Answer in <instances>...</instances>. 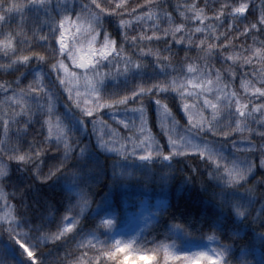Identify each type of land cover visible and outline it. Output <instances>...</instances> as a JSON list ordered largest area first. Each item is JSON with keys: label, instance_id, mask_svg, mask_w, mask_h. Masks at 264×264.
I'll use <instances>...</instances> for the list:
<instances>
[{"label": "trees", "instance_id": "trees-1", "mask_svg": "<svg viewBox=\"0 0 264 264\" xmlns=\"http://www.w3.org/2000/svg\"><path fill=\"white\" fill-rule=\"evenodd\" d=\"M18 2H23V0H18ZM81 2H86V0H81ZM102 2L111 3L113 7H117L116 0H102ZM149 2L154 5L151 15H145L139 21H132L125 29L129 40L121 41V38L118 37V23L115 20L107 19L103 29L95 36L97 41L103 43V32L107 31L110 39L115 38L117 40L116 47L119 46L120 42H123L125 53L132 55L135 59L137 51L136 48L132 47L131 37H137L138 47L162 49L170 37L161 38V40L152 37L150 42L146 40L140 44V34L144 33L146 36H150L154 25L157 26L158 32L168 27L170 23L172 25L184 24L185 32L189 28H195L199 25L202 30L193 31L191 35L197 41L204 37L205 46L207 44L217 45L213 49L215 55L206 62L202 58V52L198 51L195 46H188V58L185 59V47L173 46L174 55L169 56V63L172 66L167 70L166 77L163 76L164 71L152 63L154 57L146 56L142 68L133 69L116 78L106 79L102 84V89L105 92H120L123 95L124 91H134L133 86L137 83L143 86L145 83L152 84L154 80H160L166 85V90H162L160 93H152V96H156L162 101L159 111H157L155 101L151 100L150 97L140 98L137 96L130 99L144 100L149 127L159 139L165 152L170 151L168 147L170 137L175 140L182 136H190L203 142L206 136L207 139L211 140L213 139L212 133L205 132L197 136V127L201 118L207 119L212 115L211 109L203 105V97L201 96L205 92L198 99L195 96L188 97L184 92V85L190 86L187 83L190 79H195L203 87H208L209 84L208 88H211L212 91L206 92V95L215 103L218 94L216 84L219 83L222 88L239 93L243 103L244 99L255 94L246 93L241 80L250 82L255 87H264V83L260 81L259 77L253 76L254 72L264 73V68H262L264 61L254 59L253 63L246 64L241 68L238 59L227 60L226 57L229 52L234 56L240 54L247 56L250 45L253 50L261 47L259 41L264 40V35L259 34L258 30L253 32V35L256 36V43L253 44L252 36L243 33L236 35L237 29L235 28L228 31L226 29L227 19L217 22L214 12L219 9L221 3H225V0H123L129 11L136 14L140 12L149 13L147 6ZM52 3L55 7L56 0H52ZM193 3L196 9L202 8L204 10L202 19H192L195 10L191 7H185V5H192ZM261 5H264V0H254V3L249 5L248 14L244 21L237 20L234 21V24L243 27L249 20L254 21ZM181 12L184 13L183 16L180 15ZM119 13L121 18H129L123 9H119ZM165 13L171 15V21L168 20ZM26 16L29 18L26 23L20 25L19 29H16L14 25L11 29L7 26L0 28V41L5 39L7 31H13L15 34L7 37L12 43L10 51H15L16 55L39 51L45 55L47 62H37L33 59L31 64L24 65L22 69L17 68L16 71L0 69V81L12 83L13 87H17L14 82L18 75H20L19 87L27 85L29 80H32L38 72L33 68H38L43 78L51 79L48 76L50 72L48 65L52 62V52L49 45H55L57 49L59 48L54 37L48 41H40L39 37L45 35L46 29L29 14L26 13ZM72 16L74 17L75 13H72ZM213 30L216 32L215 37L212 34ZM86 33L90 35L89 32ZM221 33L224 35H220ZM228 37H234L231 40V46L224 44ZM220 46H223V49ZM0 48H3L2 44H0ZM221 50L225 54L224 60L220 58ZM110 56L119 59L115 52ZM58 58H62L59 52ZM9 59H11V55L6 57L4 52L0 51V64H6ZM188 64L193 65L191 71L187 68ZM181 65L184 66L183 69ZM74 66L71 65L73 72L75 71ZM229 66L235 71V76H231L225 71ZM216 69H220L218 79ZM56 75L57 73L53 72L52 78L55 79ZM59 75H61V71ZM173 81H175V85H173ZM65 83L72 89L74 98L79 93V102L85 107L91 106L85 104L86 94L81 89L74 88L68 82ZM60 91L63 93V100H67L68 93L64 92L63 87L60 88ZM181 93H183V99ZM0 101H3L0 103V144H14L16 143L17 129L23 120L17 117L16 122L13 123L10 115H5V113L10 114L12 112L13 102L5 99L3 93H0ZM186 103L188 104V111H185L184 108ZM251 103H261L260 97L255 96L254 99H251ZM165 105L167 106L166 109ZM73 107L75 108V105ZM249 107V105H245L246 109ZM57 108L62 114L68 130L74 133L79 143L84 146L83 151L77 148L68 155L66 160L65 168L75 170L76 174L72 175L61 170L48 180L41 181L35 179L34 175H30L33 165L30 164L24 169H20L16 162H9V171L4 177L8 183L3 185L5 197L0 198L1 212L9 211L3 207L5 200L11 205L20 203L27 208L25 226L32 225L33 229L25 228V230L30 231L32 239L38 243V251L34 252V255L42 257L46 262L59 260L62 264H70V261H74L75 264H183L184 257L179 255H175L173 259H165L163 247L155 253L143 249L151 250L153 246L168 244L178 252H189L190 246L203 245L214 239L219 247L225 248L226 258H223L221 264H264V228H262L264 223H253L237 216L233 211V202L237 201L252 207L254 215L255 206L259 205L264 208V204L261 203L264 200V184L256 180V177L264 175V168L257 167L249 173L248 183L255 182V193H249L238 187L227 185L214 174H209L218 166L230 165L233 156L231 144L218 148L227 158L218 161L216 164L208 160V154L201 156L198 152H188L182 155L174 154L169 159L157 157L154 160L144 159L140 161L138 166L135 163L130 164L131 162L129 165L126 163L132 157L109 154L100 147L96 139L97 135L101 136L100 125L103 124L101 121L108 125L113 121L107 108L100 109L102 115L96 124L95 133L90 117L87 118L88 127L81 123L77 115V112L80 111L79 108L69 110L63 101L57 103ZM19 110L17 104L16 111ZM232 111L235 112L234 105ZM121 113L129 116V118L134 115L132 112ZM191 113L198 116L199 121L197 123L192 121L189 124L188 116ZM221 117L223 120L229 119L228 114L223 111ZM5 122L8 124L7 131H5ZM231 122L234 124L235 119L232 118ZM39 123V119L34 118L28 127L41 131L38 128ZM249 127L256 128L257 124L252 121ZM189 128H192L191 132L188 130ZM241 134L259 142L257 134L247 130L243 133L233 132L231 138L236 139ZM19 138L22 143H27L26 131H22ZM216 139L225 138L217 137ZM63 155L60 150L46 151L40 159L38 171L47 170L49 165L59 161ZM256 158L258 159V157ZM119 169L122 173H119ZM21 188L23 189L21 194L13 199L12 191H18ZM79 189H83L84 193L89 194L78 196L77 190ZM162 192H166L167 205L156 213V219L146 229L140 240L132 245V250L112 247L115 243L113 241L114 231L124 226L130 214L137 211L138 204L144 196L148 195L149 198L154 199L156 195ZM12 211L15 210L12 209ZM108 212L113 219L112 227L108 229L99 227L101 215ZM70 218V223L75 221L73 227L66 229L58 240L40 239L42 233L50 234L57 231L58 221L61 222L59 227H63V223ZM37 224L40 225L39 231L34 229ZM0 243H8L7 233L2 230H0ZM137 249L142 250L136 251ZM9 250H13L11 245H9ZM108 251H111V256L101 255L102 252ZM97 256L99 259L96 258ZM14 258L18 264H24V259L18 253L14 252ZM3 259L4 257H0V264H2ZM199 264L212 263L202 261Z\"/></svg>", "mask_w": 264, "mask_h": 264}, {"label": "snow or ice", "instance_id": "snow-or-ice-1", "mask_svg": "<svg viewBox=\"0 0 264 264\" xmlns=\"http://www.w3.org/2000/svg\"><path fill=\"white\" fill-rule=\"evenodd\" d=\"M117 7H113L111 3H103L102 0H56L55 7H53L52 0H0V28L7 26L9 29L14 25L16 29L20 28V25L26 23L29 16L34 18L38 23L44 26L46 29L45 35L40 36V41H48L53 37L56 43L59 45L57 49L55 45H49L52 52V62L48 65L50 72L48 76L51 79H46L37 73L32 80H29L28 84L19 87L20 75L17 76L15 84L17 87H13L12 83L0 81V93L4 94V98L9 102H13V110L10 114V119L13 123L16 122V118L19 117L23 120V123L19 125L16 132V143L5 145L0 144V198L5 197L4 187L8 181L4 179L9 171V162H16L20 169H24L27 165H33L31 168L30 175H34L35 179L45 181L53 175L57 174L61 170L69 172L75 175V170L65 168L66 160L68 155L77 148L83 151L84 146L79 143L76 135L68 130L64 123L62 114L57 108V103L63 101L66 108L69 110L79 108L80 111L77 115L84 124L88 127V119L91 118V124L93 132L96 131V124L100 120L102 115L100 109L107 108L113 118L119 120L121 123L127 125L126 119H121L118 115L120 112L139 115L141 124H146L147 111L144 107V100L130 99L131 97L145 98L150 97L151 100L155 101L157 111L160 110L162 101L156 96H152L153 92L160 93L162 90H166V85L160 80H154L152 84L145 83L143 86L137 83L134 85V91H124L121 95L120 92H105L102 89L103 82L108 78H116L132 71L133 69L142 68L145 64V57L152 56L154 63L157 67L164 71V77H166L167 70L171 68L169 63V56L174 55L173 46H184L185 56L188 58L187 47L195 46L196 49L203 53L202 58L207 62L211 56L215 55L213 49L217 47L215 44H207L204 37H201L199 41L195 40L191 33L193 31H201V26L195 28H189L185 32L184 24H169L168 27L162 31H157L156 27L153 26V31L150 36H146L141 33L139 36V43L143 44L146 40L151 41L152 37H156L157 40L161 38H168L167 43H164L162 49H152L151 47H138L137 37H131L132 47L136 48L137 56L134 59L132 55L126 54L124 51V43L120 42L119 46L116 47L117 40L115 38L110 39L107 31L103 32V43L100 44L99 48L93 47V41L98 32H100L105 24V20H115L119 25V36L121 41L129 40L125 29L131 24L132 21H139L145 15H151V10L154 7L150 2L147 4L149 13L140 12L139 14L130 12L127 6L123 3V0H116ZM254 0H225V3L219 5V9L214 12V16L217 22L223 19H227L228 23L226 29L228 31L237 29L236 35L241 33L252 36L253 44L256 43V36L253 32L257 31L259 34L264 35V5H261L257 12L254 21L249 20L244 24L243 27H239L234 24V21H244L247 17L249 5L253 4ZM186 8L191 7L195 10V15L192 19H202L203 9H196L195 4L185 5ZM119 9H123L128 14V19L120 17ZM75 13V16H72ZM107 14V15H106ZM168 20L171 21L172 17L170 14L165 13ZM184 15L183 12L180 13ZM17 17H19L17 19ZM66 22L72 26L77 27L78 30H84L90 33L91 38L89 39L88 48L89 52L87 55H82L77 61L71 51L66 49ZM50 26V27H49ZM211 27V26H209ZM43 30V29H42ZM35 31V29H33ZM59 32V34H57ZM15 34L13 31H7L5 33V39L0 41L5 56L11 55V59L6 64H0V69L5 71H16L17 68L22 69L24 65L31 64L34 59L37 62L46 63V57L42 52H27V54L16 55L12 49L11 40L7 37ZM213 37L216 32L213 30ZM220 35H224L221 33ZM234 37H228L225 39L224 44L231 46V40ZM96 43H99L98 41ZM261 47L253 50L250 45L248 48V55L245 56L240 54L234 56L231 52L227 54V60H239L240 66L243 68L246 64H251L255 60L264 61V40L259 41ZM223 49V46H220ZM67 51V55L73 59L74 63H78L79 68L84 69L82 76L86 79L87 83V95L90 99L85 101V104H90V107H85L79 102V93L74 98L72 95V89L66 86L65 76L59 75V72L63 70L69 77L68 83L76 81L78 73L73 72L68 74L65 68L63 60L58 58V52L64 53ZM115 52L119 57L117 60L115 57L110 56V53ZM201 58V57H198ZM221 60L225 59L224 51L220 52ZM106 62V63H105ZM115 64V67H113ZM183 65L181 68L183 69ZM187 68L189 71L192 70L193 65L188 64ZM264 68V64H262ZM226 72L231 76H235V71L232 70L231 66L225 69ZM53 72L57 75L55 79L52 78ZM243 76V73H241ZM253 76H258L260 81L264 83V73H253ZM217 79L220 77V69H216ZM59 81V84H57ZM188 84L192 83V80H188ZM241 84L244 87L246 93L250 92L252 95L248 99H244L241 102L242 97L235 91L227 90L222 88L219 83L216 84V102L208 98L207 95H203V105L211 109L212 115L207 119L201 118V122L197 127V136L204 134L205 132L212 133L213 139L209 140L205 136L203 141L204 147L201 148L199 144H195L192 141H188L183 145H178L176 141L169 138L168 147L170 151L165 150L160 146L159 142L154 138H146L147 143L140 141H125L114 145L111 137L105 140L103 137L97 135L101 147L106 148L109 151L116 152L120 157L137 156L140 153L139 158L145 160H151L154 157L169 159L174 154L182 155L183 151H195L201 156L207 152L208 160L213 164L218 161L225 160L227 157L224 156L223 152L219 151L220 146L231 144L233 156L229 166L216 167L214 171H210V175H215L223 183L238 187L242 191L249 193H255L254 183H248L247 177L253 169L259 167L264 168V87H255L250 82L241 80ZM35 85V86H33ZM175 85V81H173ZM64 88V92L68 93V99L63 100V93L60 88ZM194 89H199L194 93V96L198 99L204 92H211V88L203 87L201 84H194ZM184 92H189L187 84L184 85ZM11 93V94H9ZM255 96H259L261 103H251V99ZM183 99V93H181ZM3 101H0L2 103ZM19 105V111H16V105ZM75 105V108L73 107ZM233 105L235 112L232 111ZM245 105H249V108H245ZM166 109V105L164 106ZM185 111H188V104L184 105ZM228 114L229 119L223 120L221 112ZM95 113V115H93ZM170 115V113H168ZM258 116V119H257ZM219 117V119H217ZM34 118L39 119L40 123L38 128L41 131H36L28 127L30 122L34 121ZM232 118L235 119L233 124ZM189 124L192 123V115L188 116ZM255 121L257 124L256 128L249 127V124ZM101 123H105L101 121ZM175 123V121H174ZM8 124L5 122V131H7ZM110 127V126H109ZM187 127V126H186ZM196 127V126H194ZM190 132L192 128L188 129ZM247 130L250 133H256L259 142L252 140L247 135H239L236 139H232L233 132L243 133ZM22 131L27 133V143H22L19 134ZM217 137L225 139H216ZM60 150L64 155L59 161L49 165L47 170L38 171L40 169V159L46 151H57ZM258 157V159L256 158ZM256 180L264 184V175L256 177ZM23 189L18 191H12V198L18 197ZM84 193L83 189L77 190V195L80 196ZM264 204V200L261 201ZM4 208L9 209L4 214L0 215V230L7 233L8 243H0V257H4L2 264H18L14 258V252L18 253L24 259V264H62L59 260L56 262H46L42 257L34 255V252L38 251V243L32 239L30 231L33 229L32 225L25 226V220L28 214L27 208L20 203L11 205L5 203ZM255 215L253 214L254 209L250 206L241 204L240 202H233V211L244 219L253 223H264V208L259 205L255 206ZM12 209L15 211L13 212ZM66 221V217H65ZM75 221H73L74 223ZM61 222L58 221L57 231L48 233H42L40 239L58 240L65 232L66 229H71L73 223H63V227H59ZM113 225V219L110 214H102L99 219V227L108 229ZM264 228V227H262ZM35 231L40 230V225L35 226ZM218 239V238H217ZM132 240L123 241L117 239L112 247H122L123 249L131 251ZM9 245L12 246V251L9 250ZM18 246V247H16ZM163 247L165 259H173L175 255H179L184 258L196 257L197 259L203 258L205 260L214 261L215 264H221V257L226 258L225 248L220 247L219 249H211V255L209 252L200 250L197 252H184L180 251L175 255L169 252L171 245L163 244L153 246L151 250L143 249L144 251H150L151 253L158 252ZM137 249L136 251H141ZM26 254V255H25ZM135 254V253H134ZM103 256H111V251L102 252ZM99 259V256L96 257ZM70 264H75L74 261H70Z\"/></svg>", "mask_w": 264, "mask_h": 264}, {"label": "rangeland", "instance_id": "rangeland-1", "mask_svg": "<svg viewBox=\"0 0 264 264\" xmlns=\"http://www.w3.org/2000/svg\"><path fill=\"white\" fill-rule=\"evenodd\" d=\"M65 29H66V32H65L66 49L67 51H71L73 55L75 56L76 60L78 61L82 55L88 54L89 52L88 43H89V39L91 38V35L86 33L87 31H84L82 29L78 30L77 27L72 26L68 22H66L65 24ZM96 42H97V39L95 37V40L93 41V47L98 49L100 44L102 43H96ZM67 51L64 53H61V56H62L61 60H63L64 62L65 68L67 69V73L68 74L73 73V71H71V65L72 66L75 65L74 72L78 73L76 81L69 83V85H72L74 88L81 89L86 94V97L84 99V101H86L90 99V96L87 95L88 89H87L86 79L83 78L82 76L85 70L79 68L78 63L73 62V59L67 55ZM33 69L38 71L36 72V74L39 73L38 68H33ZM61 75L65 76V82H68L69 77L63 70H61ZM194 84H201V83H197L195 79H192V83L189 84L190 86H187L189 88V92L185 93L188 97H194V93L196 91H199V89L193 88ZM207 86L209 87V84ZM204 95H206V92ZM118 115L121 117V119L127 120L128 122L127 125L113 118V116L110 114L109 116H112V119H113L110 125L105 124V123L100 125L101 137L104 138L107 136L106 138H104L105 140L111 137L113 144L118 145L120 143H125L126 140L127 141H140L143 143H147L148 141L146 138H154L160 144L159 139L152 133L151 128L149 127V121L147 119H146V124H141L138 114H134L132 118H129V116H126L121 112L118 113ZM190 115H192L193 117V120H192L193 122L197 123L199 121V118L195 113H191ZM174 141H176L178 145H183L187 143L188 141H192L195 144H199L201 148L204 147L203 142L199 141L197 138H193L190 136H182L178 139H175ZM101 148L109 154H114V155L119 156L114 151H109L103 147ZM182 152L184 154V153L195 152V151H183L182 149ZM206 154L207 153L205 152V155ZM139 155L140 153H138L137 156H129V157H132V159L130 160L127 159L128 163L126 164H129L131 162L130 164L135 163V165L138 166L140 161L144 160V159L139 158ZM154 159H156V157L152 158L151 160H154ZM118 171L119 173H122L120 169ZM165 193L166 192L159 193L158 195L154 197V199L149 198L148 195L144 196V198L138 204L137 211L135 213L130 214L129 218L125 221L124 226L114 231L113 241L115 242L117 239H120L123 241L132 240L133 241V243L131 244V249H132V245L134 243H137V241L140 240V238L143 236L146 229L156 219V213L161 208L167 205L168 198H165L166 196ZM5 212L6 210L2 212L0 211V215L4 214ZM107 214H110V212H108ZM70 222H71V218L67 221V223H70ZM118 248L123 249L122 247H119V246ZM189 248H190L189 253L204 250V251L209 252V254L211 255L212 254L211 249L213 248L219 249L220 247L217 245L214 239H211L203 245L190 246ZM169 252L174 255L178 253V251L172 247L169 248ZM259 257H261L260 254H259ZM223 258L224 257H221V262L223 261ZM147 260L150 261L149 259ZM202 261H207L209 263L215 264L214 261L205 260L203 258L197 259L194 256L190 258H184L183 264H199Z\"/></svg>", "mask_w": 264, "mask_h": 264}]
</instances>
